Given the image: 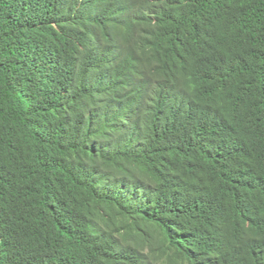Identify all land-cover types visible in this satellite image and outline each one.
Returning <instances> with one entry per match:
<instances>
[{"label":"trees","instance_id":"trees-1","mask_svg":"<svg viewBox=\"0 0 264 264\" xmlns=\"http://www.w3.org/2000/svg\"><path fill=\"white\" fill-rule=\"evenodd\" d=\"M0 264H264V0H0Z\"/></svg>","mask_w":264,"mask_h":264}]
</instances>
